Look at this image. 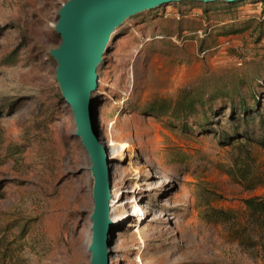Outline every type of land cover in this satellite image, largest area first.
<instances>
[{"label": "rangeland", "instance_id": "1", "mask_svg": "<svg viewBox=\"0 0 264 264\" xmlns=\"http://www.w3.org/2000/svg\"><path fill=\"white\" fill-rule=\"evenodd\" d=\"M67 1L0 0L5 264H82V251L91 264L92 162L50 54ZM103 60L91 109L116 201L109 264H264L244 203L264 197V150L244 147L257 162H247L255 182H243L234 162L246 152L221 145L219 128L192 119L187 133L147 111L185 91L215 90H238L236 100L248 102L254 92L264 109V0L172 2L138 13L112 34ZM228 106L213 104L212 123L223 119L228 129Z\"/></svg>", "mask_w": 264, "mask_h": 264}, {"label": "water", "instance_id": "2", "mask_svg": "<svg viewBox=\"0 0 264 264\" xmlns=\"http://www.w3.org/2000/svg\"><path fill=\"white\" fill-rule=\"evenodd\" d=\"M203 3L243 0H68L58 11L55 30L61 37L58 48L50 51L57 61L56 80L62 97L71 108L76 133L92 162L94 210L91 264H109L112 199L110 157L99 139L93 122L91 95L98 87L97 68L103 61L112 34L130 17L172 2Z\"/></svg>", "mask_w": 264, "mask_h": 264}, {"label": "trees", "instance_id": "3", "mask_svg": "<svg viewBox=\"0 0 264 264\" xmlns=\"http://www.w3.org/2000/svg\"><path fill=\"white\" fill-rule=\"evenodd\" d=\"M104 64L103 60L100 65L101 69L104 68ZM238 93V90L232 94L215 90L205 96L198 97L189 91H185L174 102L153 101L149 103L147 111L156 117L168 118L178 122V128L187 133L191 131L190 122L192 119L197 125L202 122V125H198L202 129L205 126L211 127V129L214 128L213 126L219 128V131H222L218 138L221 145H235L246 152V158L242 157L240 162H234L237 169L234 173L240 176L241 181L248 182L251 180L254 183L256 177H253L255 175L250 169L251 166H247V162L250 161L253 166H256L257 157L252 156L248 149L245 151L244 147L256 146L264 150L263 103L254 92L250 94L251 101L248 102L246 98L241 97L243 94L241 96L239 94L237 101L236 95ZM219 101L226 102L229 105L228 108L230 107V110L225 113L228 129L222 127L223 119L215 121V124L212 123L216 111L213 104ZM231 175L234 177L233 173ZM244 203L249 215L247 231L253 230L256 236V244L259 245L264 256V197L252 196L245 199ZM3 242L4 239L0 238V264L12 261L6 250L2 248Z\"/></svg>", "mask_w": 264, "mask_h": 264}, {"label": "bare ground", "instance_id": "4", "mask_svg": "<svg viewBox=\"0 0 264 264\" xmlns=\"http://www.w3.org/2000/svg\"><path fill=\"white\" fill-rule=\"evenodd\" d=\"M98 69V68H97ZM90 108H91V106H90ZM107 156H108V154H107ZM111 195H112V199L109 201V203H110V217H111V213H112V209H113V207L115 206V198L113 197V194L111 193ZM114 203V204H113ZM78 252H80L81 253V250L80 251H78ZM81 255H82V264H86V258H87V254H85V252H83L82 251V253H81Z\"/></svg>", "mask_w": 264, "mask_h": 264}, {"label": "built area", "instance_id": "5", "mask_svg": "<svg viewBox=\"0 0 264 264\" xmlns=\"http://www.w3.org/2000/svg\"><path fill=\"white\" fill-rule=\"evenodd\" d=\"M240 49H241V53H242V55H240V57H238L237 59H236V62H237V64L240 66V65H242V62H243V60H244V56H243V54H244V49L243 48H241L240 47ZM204 54V53H203Z\"/></svg>", "mask_w": 264, "mask_h": 264}]
</instances>
